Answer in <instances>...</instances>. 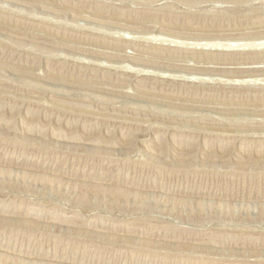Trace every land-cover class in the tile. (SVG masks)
I'll use <instances>...</instances> for the list:
<instances>
[{"label": "rangeland", "instance_id": "374dc122", "mask_svg": "<svg viewBox=\"0 0 264 264\" xmlns=\"http://www.w3.org/2000/svg\"><path fill=\"white\" fill-rule=\"evenodd\" d=\"M263 44L264 0H0V264H264Z\"/></svg>", "mask_w": 264, "mask_h": 264}, {"label": "bare ground", "instance_id": "6f19581e", "mask_svg": "<svg viewBox=\"0 0 264 264\" xmlns=\"http://www.w3.org/2000/svg\"><path fill=\"white\" fill-rule=\"evenodd\" d=\"M264 45V44H263ZM259 46H262V45H259ZM264 49V48H263Z\"/></svg>", "mask_w": 264, "mask_h": 264}]
</instances>
